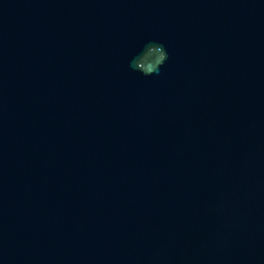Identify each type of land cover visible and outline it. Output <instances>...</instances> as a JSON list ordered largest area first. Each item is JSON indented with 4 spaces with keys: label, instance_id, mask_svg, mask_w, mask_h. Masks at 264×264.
I'll use <instances>...</instances> for the list:
<instances>
[{
    "label": "water",
    "instance_id": "95a60500",
    "mask_svg": "<svg viewBox=\"0 0 264 264\" xmlns=\"http://www.w3.org/2000/svg\"><path fill=\"white\" fill-rule=\"evenodd\" d=\"M0 264H264V0H0Z\"/></svg>",
    "mask_w": 264,
    "mask_h": 264
},
{
    "label": "clouds",
    "instance_id": "9594fccd",
    "mask_svg": "<svg viewBox=\"0 0 264 264\" xmlns=\"http://www.w3.org/2000/svg\"><path fill=\"white\" fill-rule=\"evenodd\" d=\"M168 53L162 44L150 42L133 59L131 66L146 76L158 75Z\"/></svg>",
    "mask_w": 264,
    "mask_h": 264
}]
</instances>
